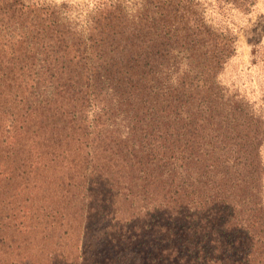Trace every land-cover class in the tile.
Listing matches in <instances>:
<instances>
[{
  "label": "trees",
  "instance_id": "16d2710c",
  "mask_svg": "<svg viewBox=\"0 0 264 264\" xmlns=\"http://www.w3.org/2000/svg\"><path fill=\"white\" fill-rule=\"evenodd\" d=\"M142 2L79 28L0 0V129L87 150L71 161L90 201L79 264H264V119L216 83L232 42L183 0ZM115 186L155 202L120 225Z\"/></svg>",
  "mask_w": 264,
  "mask_h": 264
},
{
  "label": "rangeland",
  "instance_id": "374dc122",
  "mask_svg": "<svg viewBox=\"0 0 264 264\" xmlns=\"http://www.w3.org/2000/svg\"><path fill=\"white\" fill-rule=\"evenodd\" d=\"M25 1L55 8L67 23L79 28L110 2L121 4L130 18L143 6V0ZM183 1L195 20L232 42L234 52L218 70L216 83L227 96L242 99L264 119V0ZM185 69L189 68L182 63L180 72ZM85 151L83 146L69 153L46 151L18 127H1L0 264L80 263L90 201L84 198L86 170L71 161L81 160ZM142 185L140 180L132 184L138 192ZM118 190L115 186L111 191L110 219L114 216L120 225L155 202L143 194L126 199ZM155 191L164 197L161 188Z\"/></svg>",
  "mask_w": 264,
  "mask_h": 264
}]
</instances>
